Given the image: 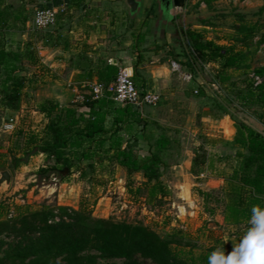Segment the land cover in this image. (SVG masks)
Masks as SVG:
<instances>
[{
    "label": "rangeland",
    "instance_id": "1",
    "mask_svg": "<svg viewBox=\"0 0 264 264\" xmlns=\"http://www.w3.org/2000/svg\"><path fill=\"white\" fill-rule=\"evenodd\" d=\"M3 2L11 6L14 14L21 13V16L8 26L9 30L2 29V34L7 36L2 35L0 46L20 50L24 55L19 64L24 69L20 75L26 77V83L20 113L0 105V171L7 169L11 174L10 183L0 186L2 217H14L24 206L36 209L44 203L67 205L83 208L94 217L142 223L161 236L180 231L182 236L175 238L180 244L171 246L183 251L182 256L211 255L216 249H223L227 254L238 245L251 224L250 220L239 224L224 221L225 205L229 203L230 190L234 187L227 177L239 159L232 154L229 143L235 135V123L219 105L262 133L264 118L257 114L264 110L256 106L243 108L234 95L227 92L228 85L220 87L210 83L215 71L220 69L219 62L197 63V73L193 77V72L181 62L184 58L179 52L187 44L183 37L186 29L199 31L205 39L220 45H233L247 51L248 57L240 70H227L236 86L243 87L252 70L264 66V41H261L264 37V0H217L211 7L202 0H186L182 8L171 9L167 21H163L157 8L154 12L150 10L152 0H144L140 6L135 22L145 25L144 33L149 42L145 46L147 49L142 50V60L151 66L165 63L169 69L162 82L160 101L142 109L149 117L157 119L175 140L164 154L166 166L160 177L163 191L153 198L148 195L142 175H128L124 168L109 159L110 153L96 155L93 168L83 162V178L77 164L60 172L59 169L41 171L51 167L53 160L38 152L27 155L34 150L33 144L29 143L32 135L40 137L43 132L41 116L32 111L39 89L35 74L38 70L49 72L46 66H41L39 46L46 44L49 47L48 40L60 27L37 30L32 26L33 13L45 3L44 0ZM24 16L27 19L23 21ZM64 17L70 19V16ZM241 27L251 30L246 46L242 45V37L247 32L241 31ZM171 61H176L190 79L181 78L178 69L171 71ZM243 71L250 75L245 76ZM199 86L206 95L195 97ZM10 118L13 119L12 128L5 129L3 125ZM135 151L145 155L146 143L141 141ZM194 152L207 157L204 165L193 163ZM228 153L232 157H226ZM15 157L26 161L14 167ZM199 191L207 192L209 196L205 197ZM113 261L119 263L122 259ZM106 262L100 260V264ZM145 264L151 263L145 261Z\"/></svg>",
    "mask_w": 264,
    "mask_h": 264
},
{
    "label": "trees",
    "instance_id": "2",
    "mask_svg": "<svg viewBox=\"0 0 264 264\" xmlns=\"http://www.w3.org/2000/svg\"><path fill=\"white\" fill-rule=\"evenodd\" d=\"M44 1L39 8L62 4L68 6L75 0ZM202 1L211 7L212 2L217 0ZM10 7L0 9V23L4 25L13 14ZM150 10L154 12V6ZM241 31L247 32L241 40L242 45L246 46L251 30L241 27ZM144 37L140 32L138 42H142ZM183 37L187 44L179 55L183 56L184 61L181 62L193 72V77L197 73V63L217 61L220 69L215 71L210 83L220 87L228 85L227 92L232 93L243 108L256 106L264 110V66L256 67L251 72L261 79L259 84L254 85L250 73L243 71L245 76H250L243 87H237L227 70H240L248 57L247 51L236 49L233 45H220L192 29L184 30ZM261 41H264V37ZM21 59H24V55L20 50L0 48V105L14 112L20 108L26 83V77L20 75L24 71L20 68ZM117 70L116 65L103 63V68L98 71L99 81L109 85ZM132 79L136 87L145 92L137 85L133 75ZM204 95L206 91L199 86L195 97ZM219 107L235 123V135L229 143L234 152L232 154L239 159L238 165L227 177L234 187L230 190V201L225 205L224 221L239 224L250 220L254 206L264 209V133L235 118L221 105ZM39 110L48 121L42 136L32 135L29 143L33 144L34 150L27 155L38 152L53 160L51 167L42 168L41 171L59 169L57 171L60 172L70 170L77 164L83 178L85 172L81 164L86 162L88 168H93L97 151H103L110 153L109 159L124 168L128 175L140 173L144 185L148 186L150 198L163 191L160 177L162 168L166 166L164 154L175 140L157 121L144 120L140 109L130 105L118 106L105 93L97 99L86 95L81 104L65 106L45 99ZM110 113H114L113 125L106 128L105 122ZM257 116L263 119L264 111ZM126 122L124 129L130 135L124 141L119 134V123ZM134 126L139 127L137 131L140 132L141 141L147 145V153L142 156L135 151L140 141L134 133ZM108 133L110 136L106 137ZM228 156L231 154H226ZM206 159L205 155L194 152V164L204 165ZM14 161V167H17L26 160L15 157ZM199 192L205 197L209 196L207 192ZM180 234V231H174L161 236L142 223L94 217L83 208L46 203L36 209L24 206L9 219L3 218L0 212V264H100V260H106L104 264H145V261L151 264H208L209 253L198 257L192 254L182 256L183 251L172 248L173 243L180 244L175 239L182 236ZM115 259H122V262L113 261Z\"/></svg>",
    "mask_w": 264,
    "mask_h": 264
},
{
    "label": "crops",
    "instance_id": "3",
    "mask_svg": "<svg viewBox=\"0 0 264 264\" xmlns=\"http://www.w3.org/2000/svg\"><path fill=\"white\" fill-rule=\"evenodd\" d=\"M3 1L0 0V9L6 7L7 3ZM152 6H154L153 2ZM64 15L70 16V19L65 18ZM20 16V13H13L8 18L6 25L0 23V38L2 35L3 37L7 36V34H2V29L9 30L8 26L13 25L15 20L18 21ZM25 17L22 18L23 21ZM135 19L136 17H130L122 0H75L68 5L66 12L59 16L54 25L60 28L48 40L50 46L40 45L38 50L41 66H46L49 69L47 73L43 71L40 73L38 70L37 75L35 74L36 85H39V89L32 111L41 116L42 129L48 119L39 110L40 104L45 99H51L63 106L72 103L81 104L86 95H91L92 86L102 83L98 79V71L103 68L105 62L117 67H125L134 76L137 85L144 91L160 95V92L163 91L161 90L162 82L169 69L165 63L151 66L143 62L141 53H143L142 50L147 49L145 46L149 42L144 33L145 25L143 23L136 24ZM140 32L145 37L139 43L137 37ZM3 41L2 43H4ZM2 47L13 50L1 45L0 48ZM150 63L152 62L150 61ZM172 63H175L177 67L174 68L171 65L170 70L178 69L180 77L184 78L180 65L176 61H171ZM48 74L49 76H47ZM22 103L21 99L17 114L22 111ZM138 109H140L141 117L144 120L157 121L154 117H149L142 108ZM113 117L114 113L107 116L106 128L112 127ZM125 125L127 122L119 123V127H121L119 134L124 141L130 135L124 129ZM138 128V126H134V133L141 142L142 138L139 136ZM109 136L110 133L106 135V137ZM106 146H108V140ZM101 153L104 152L97 151V155Z\"/></svg>",
    "mask_w": 264,
    "mask_h": 264
},
{
    "label": "built area",
    "instance_id": "4",
    "mask_svg": "<svg viewBox=\"0 0 264 264\" xmlns=\"http://www.w3.org/2000/svg\"><path fill=\"white\" fill-rule=\"evenodd\" d=\"M67 6L62 4L55 7L37 8L32 16V26L37 29H46L54 26L59 16L66 12ZM174 68L177 67L175 63H172ZM254 79V85L261 82L258 76L251 74ZM184 78L190 79L189 76L184 75ZM105 93H108V97L116 105H130L135 108H142L144 106L156 105L160 101V95L155 92L140 91L133 79L132 74L125 67H118L114 80L109 85L103 83H96L92 86L91 96L93 99L103 97ZM13 119L10 118L3 126L5 129L12 128ZM11 216V215H9Z\"/></svg>",
    "mask_w": 264,
    "mask_h": 264
},
{
    "label": "clouds",
    "instance_id": "5",
    "mask_svg": "<svg viewBox=\"0 0 264 264\" xmlns=\"http://www.w3.org/2000/svg\"><path fill=\"white\" fill-rule=\"evenodd\" d=\"M250 224L238 245L227 254L223 249H216L209 256L208 264H264V209L252 208Z\"/></svg>",
    "mask_w": 264,
    "mask_h": 264
},
{
    "label": "water",
    "instance_id": "6",
    "mask_svg": "<svg viewBox=\"0 0 264 264\" xmlns=\"http://www.w3.org/2000/svg\"><path fill=\"white\" fill-rule=\"evenodd\" d=\"M130 17H137L139 15L140 6L144 0H122ZM154 8L160 12L163 21H167L171 17L172 8H182L186 0H152ZM156 10V12H157ZM67 171V170H66ZM11 179L10 172L5 169L0 171V186L9 184Z\"/></svg>",
    "mask_w": 264,
    "mask_h": 264
}]
</instances>
